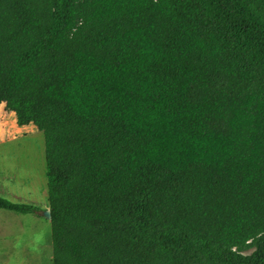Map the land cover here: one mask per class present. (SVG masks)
Returning a JSON list of instances; mask_svg holds the SVG:
<instances>
[{
    "label": "trees",
    "instance_id": "trees-1",
    "mask_svg": "<svg viewBox=\"0 0 264 264\" xmlns=\"http://www.w3.org/2000/svg\"><path fill=\"white\" fill-rule=\"evenodd\" d=\"M3 102L53 264H264V0H0Z\"/></svg>",
    "mask_w": 264,
    "mask_h": 264
},
{
    "label": "rangeland",
    "instance_id": "rangeland-1",
    "mask_svg": "<svg viewBox=\"0 0 264 264\" xmlns=\"http://www.w3.org/2000/svg\"><path fill=\"white\" fill-rule=\"evenodd\" d=\"M0 196L38 207V214L0 209V264H53L45 136L34 124L19 125L0 105ZM252 250H249L250 253Z\"/></svg>",
    "mask_w": 264,
    "mask_h": 264
},
{
    "label": "water",
    "instance_id": "water-1",
    "mask_svg": "<svg viewBox=\"0 0 264 264\" xmlns=\"http://www.w3.org/2000/svg\"><path fill=\"white\" fill-rule=\"evenodd\" d=\"M44 214L51 219V210L50 209L44 211Z\"/></svg>",
    "mask_w": 264,
    "mask_h": 264
}]
</instances>
